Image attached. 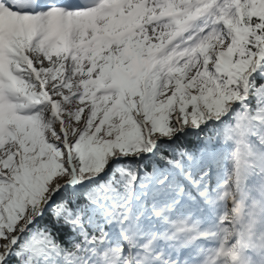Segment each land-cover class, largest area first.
I'll list each match as a JSON object with an SVG mask.
<instances>
[{
	"label": "snow or ice",
	"instance_id": "1",
	"mask_svg": "<svg viewBox=\"0 0 264 264\" xmlns=\"http://www.w3.org/2000/svg\"><path fill=\"white\" fill-rule=\"evenodd\" d=\"M0 264H264V0H0Z\"/></svg>",
	"mask_w": 264,
	"mask_h": 264
}]
</instances>
